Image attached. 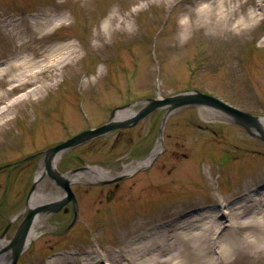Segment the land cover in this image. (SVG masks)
Segmentation results:
<instances>
[{
    "label": "rangeland",
    "instance_id": "374dc122",
    "mask_svg": "<svg viewBox=\"0 0 264 264\" xmlns=\"http://www.w3.org/2000/svg\"><path fill=\"white\" fill-rule=\"evenodd\" d=\"M202 1L0 0V15L38 14L51 5L67 9V22L53 31L51 42L35 43L28 53L39 58L52 42L73 40L84 54L63 76L60 69L39 73L36 85L49 84L44 90L26 86L0 101L2 107L27 93L0 115V164L23 161L0 170V205L14 206L0 208V233L14 217L10 212L24 208L42 151L109 121L113 109L125 103L208 88L264 115V0L229 2L237 12L214 28L196 13ZM114 13L126 18L122 28L112 33L106 30L99 42L96 33ZM248 13L255 15L256 22L233 29L236 16ZM15 50L16 43L0 28V62L10 59ZM7 87L1 83L0 91ZM206 108L189 105L177 109L165 125L162 151L147 167L123 179L110 201L100 202L106 198L108 185L72 183L79 197L77 223L68 228L72 212L52 213L48 229L24 252L19 264H47L60 253L80 252L82 246L95 252L115 250L116 242L137 224L167 222L205 201L221 205L223 200L246 193L262 196L264 141L223 115L207 114ZM164 113L165 109H156L133 126L70 148L59 159L58 169L66 172L89 164L111 167L121 164L124 156H147L159 138ZM34 153L38 154L29 157ZM24 214L13 222L6 237L13 235ZM219 218L222 224L229 220L221 212ZM229 229L225 240L232 245L237 232ZM203 249L184 254L189 264H212L218 257L215 248ZM244 250L231 255L238 262L235 264H264V252ZM216 264L226 263L217 259Z\"/></svg>",
    "mask_w": 264,
    "mask_h": 264
},
{
    "label": "bare ground",
    "instance_id": "6f19581e",
    "mask_svg": "<svg viewBox=\"0 0 264 264\" xmlns=\"http://www.w3.org/2000/svg\"><path fill=\"white\" fill-rule=\"evenodd\" d=\"M233 0H203L202 5L198 7L196 13L203 20L205 25L214 27L225 20L229 15L237 12L236 6L229 7V2ZM57 5H51L38 14L25 15L20 12L17 14L5 13L0 15V28L4 30L5 35L11 37L13 43H16V50L7 61L0 62V86L8 84L5 90L0 91V101L10 95L17 94L25 87L34 86L32 90L42 91L49 84L39 83L36 85L38 74L45 71L47 67L51 69H60L59 74L64 75L65 69L69 65L78 62L82 57L78 44L73 40H66L61 43L55 41L42 49V56L28 53V50L34 49L35 43L50 41L53 31L67 22L66 11ZM6 15L1 19L3 15ZM237 20L234 28H248L256 22L254 14H243L236 16ZM230 18V17H229ZM125 17L118 14H111L104 22V28L96 33V39L100 42L106 37V30L110 33L122 28V22ZM232 32L228 27H223ZM236 30V29H235ZM52 39V38H51ZM51 42V41H50ZM47 59L40 64V61ZM44 65H47L44 66ZM49 65V66H48ZM46 67V68H45ZM48 68V69H49ZM56 83L59 79H56ZM27 93L17 95L12 100L0 107V115L9 110V107L15 106L26 97ZM147 101H137L126 106L118 107L113 111L112 121H120L133 115L137 111L138 104H145ZM207 114L213 117H219L225 114L222 110L207 107ZM173 114V111L166 113L167 120ZM3 124L0 121V125ZM260 124L264 128V116L260 117ZM163 124V128H164ZM162 133L153 146L151 153L146 158L134 159L124 163L123 169L106 168L100 165H91L88 169L78 172L70 170L65 175L72 180H84L87 178H99L111 176L118 173H131L134 170L145 167L150 161L163 149ZM64 151L58 152L53 157L52 171L58 173L57 164ZM46 159L43 156L39 161L35 173V187L29 195L26 207H32L40 203L49 201H58L63 193L57 186L56 181L47 170ZM264 195V190L261 192ZM253 192L245 196L236 197L231 201L223 200V205L213 204L202 208L179 219L172 225L169 222L158 223H140L133 230L124 233L118 243V248L95 252L92 249L83 248L82 252H73L70 254H60L53 257L47 263L49 264H189L185 258L187 251L193 249L210 251L215 248L218 257L210 263L216 264L217 259L222 263H238L231 255L237 254L245 249L251 253L264 252V196ZM229 218V225L225 227L235 228L236 240L232 245L227 244V235L229 230L222 226L219 215ZM50 211L38 213L32 223L30 232L26 239V244L30 243L36 237L40 236L49 223ZM174 227L177 228L174 230ZM225 230V231H224ZM224 231V233H222ZM8 240L3 237L0 239V264H10L11 249H6ZM207 249V250H206ZM244 250V251H245ZM215 260V261H214ZM251 263V262H249Z\"/></svg>",
    "mask_w": 264,
    "mask_h": 264
},
{
    "label": "water",
    "instance_id": "95a60500",
    "mask_svg": "<svg viewBox=\"0 0 264 264\" xmlns=\"http://www.w3.org/2000/svg\"><path fill=\"white\" fill-rule=\"evenodd\" d=\"M195 102H203V103H208V104H212V105L221 107V108L225 109L226 111H228L229 113L236 116L238 119L246 121L249 124L256 125L262 133V138H264V131L259 126L258 120L255 116L250 115V114H248L244 111H241L239 109H236L232 106L226 105L222 101H219V100L215 99L214 97H211L209 95H206V94H203L200 92L179 94V95L167 97L164 99L152 98L151 102L146 107H144L135 117L128 119V120H125V121H122L120 123H113V124L108 125V126L100 127L93 132H90V133L87 132V133L82 134L81 136H84L87 134H97V133L102 132L103 130H107V129L118 127V126L128 125L130 123H134L138 119L143 117L145 114H147L148 112H150L152 109H154L157 106H161V105H165V104L170 103L172 106L171 108H175V107H178V106L183 105V104L195 103ZM81 136H79V137H81ZM87 136H89V135H87ZM87 136H84V137H87ZM79 137H77L76 139H72L66 143H62L60 145H57L56 147L52 148L50 150V157H52L57 150H59L60 148L66 146V145L71 144L72 142L77 140ZM59 181L70 192L69 182L67 180H63V179H59ZM70 194H71V192H70ZM52 207H53V205H47L44 207H37L36 209L30 210L28 216L26 217L25 221L23 222L22 226L20 227L17 235L15 236L13 241L8 245V247H13V249H14V261H16L18 255L22 249V244H23L24 238H25L26 233L30 227V224H31V221H32V218H33L35 212L42 210V209H50Z\"/></svg>",
    "mask_w": 264,
    "mask_h": 264
}]
</instances>
